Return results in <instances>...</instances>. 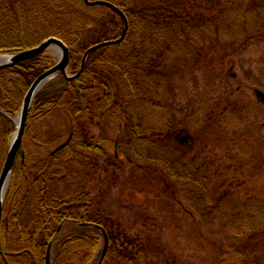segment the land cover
Returning <instances> with one entry per match:
<instances>
[{
    "label": "trees",
    "instance_id": "obj_1",
    "mask_svg": "<svg viewBox=\"0 0 264 264\" xmlns=\"http://www.w3.org/2000/svg\"><path fill=\"white\" fill-rule=\"evenodd\" d=\"M257 2L261 1L229 0L230 5L250 3L249 17L255 14ZM201 3L206 4L200 0L197 6ZM186 11L177 0H0V54L26 52L56 38L70 52L68 75H78L72 80L57 76L33 100L3 204L0 264H152L146 249L135 239L129 241L119 227L110 225L105 211L92 198L97 184L95 172L102 167L99 155L104 156L101 144L107 141L90 131L109 120L117 123L122 114L133 109V123L126 128L119 126L120 131L127 133V139L131 138V155L137 162H149L162 170L135 164L138 170L143 169V174L136 176L132 184L140 187V194L155 198L161 205L165 202L160 200L163 196L172 200L181 197V189L176 193V184L167 179L166 172L171 170L167 160L151 151L150 142L158 128L146 125L140 118L145 111V97H153L147 95L148 88L154 84L153 88L159 89L150 72L166 49L185 43L187 48L206 43L199 38H231L232 24L252 21L246 15L241 17L247 7L222 9L217 22L204 16L192 17ZM126 24L125 39L114 43L122 38ZM90 49L94 50L81 72L84 55ZM55 64L54 57L43 53L0 71V175L16 130L12 119L20 113L33 83ZM120 98H124L123 102ZM68 141L66 147L53 153ZM144 141L150 143V150L140 145ZM114 146L120 149L118 143L114 142ZM46 149L54 150L46 154ZM73 150L92 152L90 158H77L85 163L86 175L63 158L71 156ZM105 158L113 165L117 160L116 156ZM179 174L173 175L180 180L183 174ZM189 178L198 190L187 195L188 190L184 189L183 199L194 209H203L206 224L215 226L217 220L234 224L243 216L238 200L213 188L208 173L193 170ZM182 204L178 203V207L182 208ZM250 204L245 208L246 219L241 222L250 230L238 228L246 232L243 235L247 239H235L226 248L232 259L243 264L245 259H260L264 252V245L255 248L256 234H248L258 225L255 214L262 218L264 209H253ZM66 230L69 233L63 234ZM105 235L108 249L102 259Z\"/></svg>",
    "mask_w": 264,
    "mask_h": 264
},
{
    "label": "rangeland",
    "instance_id": "obj_2",
    "mask_svg": "<svg viewBox=\"0 0 264 264\" xmlns=\"http://www.w3.org/2000/svg\"><path fill=\"white\" fill-rule=\"evenodd\" d=\"M197 1L200 0H177V4L186 7L187 15L204 16V19L216 22L221 18L222 9L237 7L243 10L247 7L241 17L250 14V3L230 5L229 0H205L206 4L197 6ZM259 1L255 4V14L248 16L251 22L232 24L229 30L234 36L231 38H199L206 43H195L193 48H187L185 43L166 49L150 72V78L159 83V89L153 88L154 84L148 88L147 95L153 97H145L142 107L145 111L140 113V118L158 131L150 142L152 146L147 141L140 145L151 146L154 154L167 160L171 169L166 172L167 179L176 184V193L181 189V197L172 200L163 196L160 200L165 202L161 205L155 198L149 196L148 199L146 194H140V187L132 184L136 176L143 174V169L138 170L135 164L140 168L151 165L134 160L128 143L131 138L127 139V133L119 129L120 125L126 128L133 123V109L122 114L117 123L109 120L90 131L93 136L107 141L101 144L104 156L99 155L102 167L95 172L97 184L92 198L101 205L110 225L119 227L129 241L135 239L146 249L152 264H243L237 258L232 259L226 248L235 239L239 242L242 237L243 241L247 239L243 235L246 232L238 229L250 230L247 224L241 223L246 219L247 204L252 202L253 209L256 206L264 209V143L258 142L264 130L260 133V124L257 128L255 121L262 116H255L251 99V88L264 82V0ZM258 10L259 14H256ZM244 22L251 26L247 27ZM122 38L116 44H120ZM137 44H140L139 37ZM47 54L57 57L52 51ZM123 99L120 98L122 102ZM252 114L257 120L251 117ZM182 130L191 137L190 143L188 138L181 140L179 133ZM114 142L120 149L114 146ZM53 150L46 149L45 153ZM106 155L116 156L114 165L109 163ZM92 156L90 151L73 150L71 156L63 158L86 175L85 163L77 158ZM151 167L162 170L159 166ZM193 170L194 173H208L213 188L215 186L220 193L234 196L240 203L243 216L234 224L219 220L215 226L206 224L208 219L203 209H194L183 199L184 189L188 190V195L198 188L190 178L187 179ZM181 172L183 178L180 180L173 175ZM178 203H183L184 208L178 207ZM255 217L258 225L248 234H259L258 238L253 237L255 248H258L264 245V216L261 218L256 213ZM67 233L69 230L63 231V234ZM101 247L102 243L99 249ZM260 256L256 261L245 259V264H264V252Z\"/></svg>",
    "mask_w": 264,
    "mask_h": 264
},
{
    "label": "water",
    "instance_id": "obj_3",
    "mask_svg": "<svg viewBox=\"0 0 264 264\" xmlns=\"http://www.w3.org/2000/svg\"><path fill=\"white\" fill-rule=\"evenodd\" d=\"M124 19H125V17H124ZM126 31H127V24L125 26V30H124V34H123L122 39H124V37L126 35ZM122 39L120 41H122ZM93 50L94 49H90L84 55V58L82 61L81 72L84 68L87 57L89 56V54ZM48 51H52L53 53H57V59H58L57 64L51 70L47 71L46 73L42 74L40 77L37 78V80L33 83V85L29 89V91H28V93L24 99L21 112L15 118L12 119V121L16 125V130H15V133L13 135L11 145H10V150H9L4 168H3L1 176H0V230H1L3 203H4L6 191L8 188V184L10 181V177H11L13 167H14L16 159H17V155H18L19 150L21 149V146H22L23 137L25 134L26 124H27V119H28V115H29L33 100H34L36 94L45 85H47V83H49L51 80H53L57 76L63 75L65 77H68L67 69H68L69 61H70V52H69L68 47L61 40H58L56 38H51V39L43 42L37 48H34V49L26 51V52L10 54V55H0V71H1L4 69H7L9 67L16 66L21 62L36 58V57L40 56L41 54L48 52ZM77 77H78V75L76 77H71L68 79L71 80V79H74ZM258 96L264 102V95L262 93L258 92ZM67 144H68V142L63 144L56 151L63 149L64 147L67 146ZM107 248H108V239L105 236L104 255L107 252ZM48 259H49V254H48Z\"/></svg>",
    "mask_w": 264,
    "mask_h": 264
},
{
    "label": "flooded vegetation",
    "instance_id": "obj_4",
    "mask_svg": "<svg viewBox=\"0 0 264 264\" xmlns=\"http://www.w3.org/2000/svg\"><path fill=\"white\" fill-rule=\"evenodd\" d=\"M234 65H235V63H233V66H232V68L234 67ZM234 78H236V75L234 76ZM260 89H259V88ZM253 86L252 88H251V91H252V95H253V98H251L252 100H253V102H254V105H255V111H254V114H255V116L256 117H261L262 116V119H256V117L252 114L251 115V117L252 118H255L257 121H255V123H257V128H259L260 126V133H262V131L261 130H264V103L261 101V98L258 96V91L259 92H261V93H263L264 94V82H262L261 83V86ZM251 101V100H250ZM252 101H251V103H253ZM241 122V121H240ZM243 122V121H242ZM259 124H260V126H259ZM257 128H252V129H257ZM256 131V130H255ZM182 134H185V130H182V132H181ZM254 135V134H253ZM183 137H185V136H182V138ZM181 138V139H182ZM190 139H191V137L189 136V143H190ZM264 140V135L262 134L261 136H260V140L258 141L259 143L260 142H262V141Z\"/></svg>",
    "mask_w": 264,
    "mask_h": 264
},
{
    "label": "bare ground",
    "instance_id": "obj_5",
    "mask_svg": "<svg viewBox=\"0 0 264 264\" xmlns=\"http://www.w3.org/2000/svg\"><path fill=\"white\" fill-rule=\"evenodd\" d=\"M182 131H180V133H179V135H182V136H185V137H183L181 140L182 141H185L187 138L189 139V135L188 134H182L181 133ZM105 257V255H104V253L102 254V259Z\"/></svg>",
    "mask_w": 264,
    "mask_h": 264
}]
</instances>
